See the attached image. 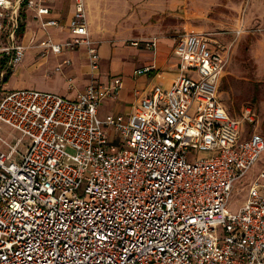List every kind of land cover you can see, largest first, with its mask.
<instances>
[{
	"label": "built area",
	"instance_id": "2783aa9c",
	"mask_svg": "<svg viewBox=\"0 0 264 264\" xmlns=\"http://www.w3.org/2000/svg\"><path fill=\"white\" fill-rule=\"evenodd\" d=\"M24 9L42 32L29 44L19 35ZM51 14L43 0H0L3 77L29 49L43 59L84 49L90 68L73 98L34 89L0 98V129H11L0 137V264H264V167L239 212L228 211L235 183L264 154L255 108L232 117L220 100L228 51L206 34L175 37L172 85H152L129 116L101 117L123 81L96 77L87 0H74L65 25Z\"/></svg>",
	"mask_w": 264,
	"mask_h": 264
},
{
	"label": "rangeland",
	"instance_id": "374dc122",
	"mask_svg": "<svg viewBox=\"0 0 264 264\" xmlns=\"http://www.w3.org/2000/svg\"><path fill=\"white\" fill-rule=\"evenodd\" d=\"M10 1L15 3L17 0ZM71 1L63 2L61 8L63 25L69 17L66 5L68 6ZM87 1L90 28L93 26L104 29L110 45L107 43L103 45V50L115 52L112 53V60L108 63L111 75H130L133 71L132 66H135L133 63L138 54L136 50L141 51L140 48L131 45L133 41H141L137 39L173 40L191 31L210 37L221 49L228 51V64L219 86L220 100L232 117H238L247 105L255 108L260 120L258 131L264 136V0ZM22 12L31 22L27 27L28 32L32 31L39 40L42 37L39 22L33 21L31 11L24 9ZM25 23L28 24L27 20ZM51 34L56 39L67 36L66 32L55 29L51 30ZM99 34L102 33L99 32ZM35 53L34 50L27 52L17 73L13 77V74L10 76L9 88H30L73 97L75 94L67 93L65 78H68L69 74L74 75L72 90H76L81 83L80 77L85 60L79 59L78 53L67 52L64 57L49 58L45 68L39 74L28 73V67L37 58ZM64 58L71 59L73 62L72 66L66 69L67 75L53 73L56 65ZM46 71L51 74H49L51 77H45ZM28 75L33 78H29ZM34 78H38L39 81ZM3 79L4 77L0 74V98L5 86ZM115 112V106L110 102L107 105L103 104L100 108L101 117L114 115ZM9 133L11 129L2 126L0 137L9 138ZM12 135L16 138L20 137L17 132H12ZM21 150L23 151V148ZM207 156L198 154V157ZM263 167L264 154L249 174L235 183L228 204L230 214H237L244 205L250 185Z\"/></svg>",
	"mask_w": 264,
	"mask_h": 264
},
{
	"label": "crops",
	"instance_id": "0c3cea01",
	"mask_svg": "<svg viewBox=\"0 0 264 264\" xmlns=\"http://www.w3.org/2000/svg\"><path fill=\"white\" fill-rule=\"evenodd\" d=\"M64 1L65 0H48V1L43 0V3L51 9V12H52L51 15L53 17H58L60 21H62V24H63L64 18L63 16H61V13H62L61 8L63 7ZM87 4H88V1H87ZM66 10L69 12V17H68V20H69V18L71 17L74 11V0H72L70 4H68V6L66 5ZM25 11L27 10L25 9ZM29 11L32 12L33 17L35 18V19L33 18V21H37L35 12L32 10H29ZM28 18L29 17L26 16V20L28 24H26L25 33L22 35V42L24 44H29V40L31 36L34 35L32 31L31 33L28 32L27 27L31 24V22L28 21ZM90 23L91 22L89 21V28H90ZM99 32H101L102 34H99ZM195 33H200V32H195ZM90 36L94 42H100L98 46V51L100 55V70H99V73L96 75V77L102 81H105L111 77H119L123 81V89H122V93H121L119 100L109 101L110 103H113L115 106L116 112L113 113L114 115L129 116L131 113L135 111L140 98L149 92V89L152 85L160 84L164 87H170L172 83L175 81V79L178 77V70L176 68L177 60L173 54L174 43H173V40L171 39L159 40L155 50H148L145 48L144 45H141L140 47H135V48H140L141 51L136 50L138 51V54L135 57V60L133 63V65L135 66H132L133 71L130 73V75H111L109 71L110 67L108 63L112 60L111 55L114 52V50L111 49L112 50L111 53L107 52L106 50H103V45H105L106 43L109 44V41H107V39L109 40V38H107V34L105 33V30L102 29L101 27L95 28L92 26V28H90ZM40 39L41 38H39V40ZM59 39H62V38H59ZM137 40H142V39H137ZM33 50L34 52H36L35 54L37 58L33 61L32 65L28 67V71L26 70L28 73L34 72V73L39 74L45 68V65L47 64V61L49 60V58L51 57L60 58V57H64L66 54L64 53L60 56L50 55L46 59H43L39 55V49H29L28 51H33ZM145 51H151V52H145ZM71 53H78L80 55L79 59L82 58L81 59L82 61L85 60V63H83V72L80 77L81 83L80 85H78V88L76 90H70L69 88L71 85L74 84V78H73L74 75L69 74L68 78H65V81L68 87L67 93L75 94L73 96L75 97L79 92L83 91L85 87L89 84L90 68H89V62L87 60V54L84 49L71 52ZM65 60H67V58H64L60 63L56 65V68L53 71V73L58 74V75L60 74L63 76L67 75L66 69L71 67L73 62L70 66H64L63 63ZM153 66L154 68H152L151 72L148 74H144V75L135 74V71L138 69H142L145 67H153ZM58 67H61V71H57ZM17 69L19 70V65L13 70L14 73H12L13 74L12 77L17 73L18 71ZM49 74L50 73L46 71L45 77H48V78L51 77L49 76ZM28 76L29 78L32 77L31 75H28ZM34 79H36V81H39L38 78H34ZM10 80L3 87L4 92L19 90V89H30V88H9ZM69 80H71L72 82H70ZM34 90H37V89H34ZM38 91L50 92V91H44V90H38ZM50 93H54V92H50ZM54 94H58V93H54ZM64 97L73 98V97H69L68 95H65ZM109 102H106L105 105H107Z\"/></svg>",
	"mask_w": 264,
	"mask_h": 264
},
{
	"label": "trees",
	"instance_id": "16d2710c",
	"mask_svg": "<svg viewBox=\"0 0 264 264\" xmlns=\"http://www.w3.org/2000/svg\"><path fill=\"white\" fill-rule=\"evenodd\" d=\"M21 24H20V28H19V35L22 36L24 33H25V29H26V23H25V20H26V15L24 12L21 13ZM5 69V63L2 62L1 65H0V72ZM12 75V72L10 70H6V74L4 75V79H3V82L4 84H6L10 78V76Z\"/></svg>",
	"mask_w": 264,
	"mask_h": 264
}]
</instances>
